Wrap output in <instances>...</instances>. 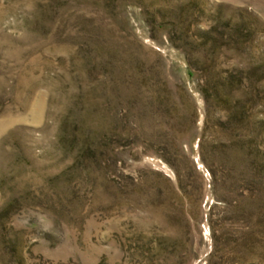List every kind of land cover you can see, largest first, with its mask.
I'll list each match as a JSON object with an SVG mask.
<instances>
[{"label": "rangeland", "instance_id": "rangeland-1", "mask_svg": "<svg viewBox=\"0 0 264 264\" xmlns=\"http://www.w3.org/2000/svg\"><path fill=\"white\" fill-rule=\"evenodd\" d=\"M0 264H264V0H0Z\"/></svg>", "mask_w": 264, "mask_h": 264}, {"label": "trees", "instance_id": "trees-1", "mask_svg": "<svg viewBox=\"0 0 264 264\" xmlns=\"http://www.w3.org/2000/svg\"><path fill=\"white\" fill-rule=\"evenodd\" d=\"M229 118L234 119L237 122H240L243 119V112L241 108H238V110L229 112Z\"/></svg>", "mask_w": 264, "mask_h": 264}]
</instances>
